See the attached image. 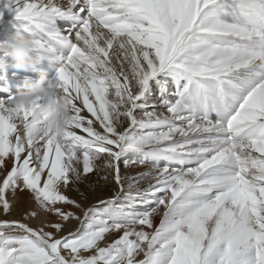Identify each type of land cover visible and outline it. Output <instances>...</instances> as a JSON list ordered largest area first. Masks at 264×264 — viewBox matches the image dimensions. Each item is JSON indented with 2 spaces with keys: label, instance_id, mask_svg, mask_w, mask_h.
Listing matches in <instances>:
<instances>
[{
  "label": "snow or ice",
  "instance_id": "1",
  "mask_svg": "<svg viewBox=\"0 0 264 264\" xmlns=\"http://www.w3.org/2000/svg\"><path fill=\"white\" fill-rule=\"evenodd\" d=\"M6 23L72 110L24 139L0 42V264H264V0H0Z\"/></svg>",
  "mask_w": 264,
  "mask_h": 264
},
{
  "label": "clouds",
  "instance_id": "2",
  "mask_svg": "<svg viewBox=\"0 0 264 264\" xmlns=\"http://www.w3.org/2000/svg\"><path fill=\"white\" fill-rule=\"evenodd\" d=\"M103 38V37H102ZM8 67L16 72L37 73L34 81H26L24 88L17 89L11 103L16 109H27L29 119L21 120L23 138L38 141L51 134L61 140L69 128L71 104L63 94L53 92L48 85L47 73L39 67L44 57L34 54L32 41L25 35H14L8 49Z\"/></svg>",
  "mask_w": 264,
  "mask_h": 264
},
{
  "label": "bare ground",
  "instance_id": "3",
  "mask_svg": "<svg viewBox=\"0 0 264 264\" xmlns=\"http://www.w3.org/2000/svg\"><path fill=\"white\" fill-rule=\"evenodd\" d=\"M15 35V31H13L12 33H6V34H4V35H2V37L0 38V42H2V41H5V40H7V41H11V39H12V37ZM1 36V35H0ZM40 68H41V70H43L44 72H46L48 75H50L51 76V71H50V69L48 68V66H47V64H46V62H43L42 63V65H40L39 66ZM11 74H9L7 71H6V74H7V77H8V84H9V89L11 88V92L13 91V90H16L17 89V87H16V82L15 81H17L18 79H22L21 78V75H20V73H22V72H17V73H13V72H10ZM26 74H28V75H37V73H33V72H28V73H26ZM12 75H14L15 77H17V79H15V78H13L12 79ZM14 95V94H13ZM84 115H87V113H86V111L83 113ZM70 197H73V198H78V197H76V194L75 193H73V192H69V193H67ZM29 205H28V202H27V198L25 197L24 199H23V201L18 205V207L19 208H27ZM11 218H13V219H19V212H17V211H14V213H13V216L11 217ZM38 223H39V221H37V220H32L31 221V225L33 226V227H36L37 225H38ZM73 226V228L75 227L74 225H72Z\"/></svg>",
  "mask_w": 264,
  "mask_h": 264
},
{
  "label": "rangeland",
  "instance_id": "4",
  "mask_svg": "<svg viewBox=\"0 0 264 264\" xmlns=\"http://www.w3.org/2000/svg\"><path fill=\"white\" fill-rule=\"evenodd\" d=\"M6 19H10V17H7ZM14 31V29L11 27V24H8L6 23L4 26H0V38L2 37V35L6 34V33H12ZM42 65V64H41ZM5 72L7 71L9 74H11L10 72H13V73H17L15 70L11 69V68H7L4 70ZM19 73V72H18ZM21 75V78L22 79H18L16 82V87L17 89H23L24 88V85H25V81H34L36 78H37V75H28L26 73H20ZM50 77V75H48ZM15 78L17 79V77H15L14 75H12V79ZM17 89L16 90H13L11 92V88L9 89V91L12 93V94H16L17 92ZM83 114V113H82ZM147 170L146 168H142L138 165H132L130 167V169H128L127 171L132 173V174H135V173H138V172H142V171H145ZM125 171L123 168H122V172ZM105 195H107V191L104 193ZM70 227H73L72 225H70Z\"/></svg>",
  "mask_w": 264,
  "mask_h": 264
}]
</instances>
